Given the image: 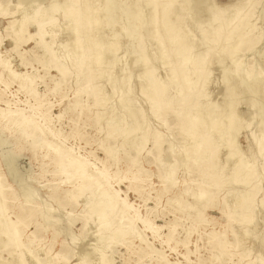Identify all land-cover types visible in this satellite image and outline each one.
I'll return each mask as SVG.
<instances>
[{
  "label": "clouds",
  "instance_id": "obj_1",
  "mask_svg": "<svg viewBox=\"0 0 264 264\" xmlns=\"http://www.w3.org/2000/svg\"><path fill=\"white\" fill-rule=\"evenodd\" d=\"M0 264H264V0H0Z\"/></svg>",
  "mask_w": 264,
  "mask_h": 264
}]
</instances>
